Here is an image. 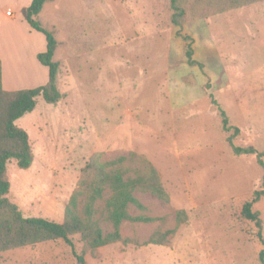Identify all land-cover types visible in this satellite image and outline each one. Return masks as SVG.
<instances>
[{
    "label": "rangeland",
    "instance_id": "rangeland-1",
    "mask_svg": "<svg viewBox=\"0 0 264 264\" xmlns=\"http://www.w3.org/2000/svg\"><path fill=\"white\" fill-rule=\"evenodd\" d=\"M1 1L4 10L20 8L17 0ZM223 1L232 0H193L183 24L203 69L188 62L190 41L177 34L171 0L44 5L40 21L58 40L54 60L63 96L56 103L39 96L36 108L17 120L30 134L35 160L28 169L9 162L8 197L25 216L63 222L97 152L104 159L145 156L170 196L164 201L136 192L146 208L133 206V214L166 217L124 224V238L138 244L119 241L92 250L73 235L87 264H262L258 227L242 208L264 189V167L257 154L234 152L228 138L235 130H225L222 111L240 129L236 145L264 151V0L220 12L209 8ZM19 37L15 46L22 49ZM18 61L13 70L23 77ZM181 209L188 221L168 244H143L158 229L173 228ZM253 209L264 220V195ZM0 264L80 263L57 239L5 251Z\"/></svg>",
    "mask_w": 264,
    "mask_h": 264
},
{
    "label": "trees",
    "instance_id": "trees-1",
    "mask_svg": "<svg viewBox=\"0 0 264 264\" xmlns=\"http://www.w3.org/2000/svg\"><path fill=\"white\" fill-rule=\"evenodd\" d=\"M51 1L53 0H32L23 10L32 27L46 36L47 50L38 53V59L49 67L48 82L32 88L6 90L2 83L0 58V254L16 248L61 239L72 247L80 264H87L85 257L76 250L73 235L80 234L82 240L92 250L119 241L135 242L132 238H124L121 231L124 224L166 220V217L133 214L131 212L133 206L141 210L146 208L136 192H150L164 201H169L170 196L159 170L145 156L129 152L112 159H104V153L97 152L83 169L78 187L66 206L63 222L42 216H25L19 206L8 197L11 189L8 175L9 162L16 160L20 168L28 169L35 160L30 134L17 124V120L36 108L39 96L42 95L49 103H56L63 96L58 83L60 63L54 60L58 40L55 33L45 28L40 21L44 5ZM192 1L171 0L172 22L178 27L177 34L190 41L186 51L188 62L193 65L198 64L203 69L204 64L193 57V38L182 34L183 24ZM254 1L256 0H232L231 4L223 1V3H213L209 8L217 6L214 12H220L229 7H241L245 2ZM222 114L225 130H235L228 138L234 152L238 155L257 154L259 163L264 167V151H258L253 145H236L233 139L240 129L230 126L226 113L222 111ZM263 195L264 189L255 191L253 199L244 203L242 213L246 219L256 223L258 236L264 244V220L261 212L253 209L254 203ZM175 218L176 225L173 228L158 229L143 244H168L179 227L188 221V214L186 210L181 209L176 212ZM105 223H108L110 229H105L103 225ZM259 256L261 263L264 264V248Z\"/></svg>",
    "mask_w": 264,
    "mask_h": 264
},
{
    "label": "crops",
    "instance_id": "crops-1",
    "mask_svg": "<svg viewBox=\"0 0 264 264\" xmlns=\"http://www.w3.org/2000/svg\"><path fill=\"white\" fill-rule=\"evenodd\" d=\"M17 1L20 8L18 7V11L15 12L9 7L4 10L0 0V58L2 59V83L6 90L32 88L46 84L49 80V67L38 59V53L47 50L46 36L32 27L23 11L25 5L29 6L32 0ZM9 11L11 14L8 13ZM20 33L23 39L20 41L25 45L22 49H17L15 43H19ZM11 42L14 43L13 46L10 45ZM14 52L17 55L15 61L11 58L14 57ZM18 60L23 64L21 67L25 66L26 69L23 77L22 73L18 74L13 70L17 67Z\"/></svg>",
    "mask_w": 264,
    "mask_h": 264
},
{
    "label": "built area",
    "instance_id": "built-area-1",
    "mask_svg": "<svg viewBox=\"0 0 264 264\" xmlns=\"http://www.w3.org/2000/svg\"><path fill=\"white\" fill-rule=\"evenodd\" d=\"M8 13L11 14V11H9Z\"/></svg>",
    "mask_w": 264,
    "mask_h": 264
}]
</instances>
